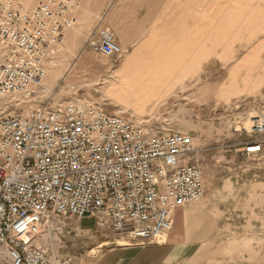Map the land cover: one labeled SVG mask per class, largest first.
Instances as JSON below:
<instances>
[{
	"label": "built area",
	"instance_id": "built-area-1",
	"mask_svg": "<svg viewBox=\"0 0 264 264\" xmlns=\"http://www.w3.org/2000/svg\"><path fill=\"white\" fill-rule=\"evenodd\" d=\"M77 6L37 0L25 9L20 0H0V99L28 104L25 114L0 117V264H73L35 241L55 216H90L122 238L161 242L174 210L205 194L189 134H150L82 96L50 104L58 86L44 82L47 61L76 25ZM88 46L105 57L122 54L107 29ZM261 127L264 115L254 126Z\"/></svg>",
	"mask_w": 264,
	"mask_h": 264
},
{
	"label": "crops",
	"instance_id": "crops-1",
	"mask_svg": "<svg viewBox=\"0 0 264 264\" xmlns=\"http://www.w3.org/2000/svg\"><path fill=\"white\" fill-rule=\"evenodd\" d=\"M75 17L76 25L63 37L71 52L90 49L88 42L107 29L124 54L98 101L112 114L159 112L170 101L203 99L199 90L213 92L208 70L231 54L226 46L216 50L213 0H78ZM257 60L253 51L243 63ZM256 185L249 192L251 202L239 208L238 221L231 219L229 207L219 211L203 199L174 210L163 241L101 240L91 249L100 250L89 264H264L263 194L261 184Z\"/></svg>",
	"mask_w": 264,
	"mask_h": 264
},
{
	"label": "rangeland",
	"instance_id": "rangeland-1",
	"mask_svg": "<svg viewBox=\"0 0 264 264\" xmlns=\"http://www.w3.org/2000/svg\"><path fill=\"white\" fill-rule=\"evenodd\" d=\"M20 1L23 8L29 9L37 0ZM213 2L214 28L219 29L213 39L220 42L216 50L220 52L226 46L231 51L229 58L221 60L222 63L215 61L208 70V81H211L208 87H212L213 92L199 90L203 99L170 101L159 112L116 114L140 123L150 134L173 130L189 134L198 150L196 163L205 186V194L199 202L210 201L209 204L216 205L219 211L228 212L229 207L233 221L242 219L239 208L251 202L249 192L260 183L264 220V127L254 128L256 120L264 115V0ZM217 17L224 20L218 21ZM253 51H256L257 62L254 65L243 63ZM123 58L124 54L105 57L91 49L71 52L61 43L59 50L47 61L44 82L50 87L58 86L50 104L74 96L100 104L103 87L114 79L113 71ZM202 80L205 83V74ZM231 80L233 84H229ZM197 82L201 84L200 78ZM27 106L20 98L0 99V117L11 113L25 114ZM190 106L195 107L192 112L186 110ZM106 111H109L107 106ZM255 142L261 143V151L246 155L244 148ZM218 190L220 193H214ZM114 239L117 243H128V238L97 227L93 218L55 216L42 228L35 241L49 253L53 250L69 256L73 264H89L100 250L92 253L91 249L101 240Z\"/></svg>",
	"mask_w": 264,
	"mask_h": 264
},
{
	"label": "bare ground",
	"instance_id": "bare-ground-1",
	"mask_svg": "<svg viewBox=\"0 0 264 264\" xmlns=\"http://www.w3.org/2000/svg\"><path fill=\"white\" fill-rule=\"evenodd\" d=\"M117 240H119V239H117ZM121 242V241H120ZM120 244H125V243H120Z\"/></svg>",
	"mask_w": 264,
	"mask_h": 264
}]
</instances>
